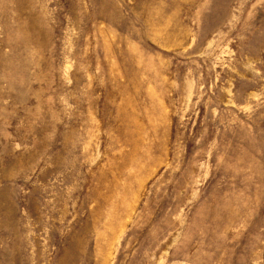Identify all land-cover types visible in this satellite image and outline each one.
Segmentation results:
<instances>
[{
	"label": "rangeland",
	"instance_id": "1",
	"mask_svg": "<svg viewBox=\"0 0 264 264\" xmlns=\"http://www.w3.org/2000/svg\"><path fill=\"white\" fill-rule=\"evenodd\" d=\"M0 264H264V0H0Z\"/></svg>",
	"mask_w": 264,
	"mask_h": 264
}]
</instances>
